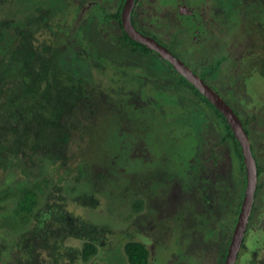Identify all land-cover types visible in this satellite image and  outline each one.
Instances as JSON below:
<instances>
[{
    "label": "rangeland",
    "instance_id": "374dc122",
    "mask_svg": "<svg viewBox=\"0 0 264 264\" xmlns=\"http://www.w3.org/2000/svg\"><path fill=\"white\" fill-rule=\"evenodd\" d=\"M93 1L0 0V143L5 147L0 151L7 158L0 163V191L38 185L34 211L44 212L23 221L15 212L16 197L0 202V264H130L125 245L132 241L147 247L149 264H220V248L229 242L237 222L234 203L238 202L229 203L226 209L231 211L216 217L217 236L206 233L210 226L203 225L190 233L192 218L201 219L200 213L196 215L201 194L191 180L194 171L188 163L196 154V129L182 120L166 121V107L161 110L156 102L168 107L172 98L163 96L160 101L150 93L140 94V85L129 88L132 71L123 60L113 63L109 58L115 54L109 41L118 30L108 13L116 5L105 3L106 13ZM226 27L223 24L218 31L224 32L225 52L232 58L214 71L233 89L231 102L239 111L256 118L259 134L250 139L264 164V0H244ZM24 37L37 52L33 69L42 76L34 96L25 91L20 69L26 57L20 51ZM229 45L232 49L227 51ZM219 51L216 56L221 57ZM203 54L199 47L190 57L200 60L201 71L207 72L213 64ZM6 66L15 72L3 80ZM55 78L67 86L80 84L85 95L64 117L69 138L60 150H52L51 157L33 149L37 127L33 121L28 129L27 121H32L29 108L34 103L41 100L45 109L49 107L43 91L45 82ZM173 89L186 99L193 97L186 87ZM206 113L203 120L211 128L209 134L218 135L224 129L222 120L210 108ZM204 139L208 141L204 153L210 155L206 166L214 169L210 140ZM22 141L27 145H17ZM229 149L227 144L219 148L221 163L229 161ZM63 213L77 228L101 231L97 254L89 261L81 257L88 238L71 233ZM252 222L236 264H264L262 195ZM178 256L186 263L178 262Z\"/></svg>",
    "mask_w": 264,
    "mask_h": 264
},
{
    "label": "trees",
    "instance_id": "16d2710c",
    "mask_svg": "<svg viewBox=\"0 0 264 264\" xmlns=\"http://www.w3.org/2000/svg\"><path fill=\"white\" fill-rule=\"evenodd\" d=\"M227 1H228L227 3L224 1L225 3L222 2L223 4H220L222 5L221 6L222 11H224V9L226 11L228 10V13H232L233 15L234 12L236 11L237 5H241L244 2L243 0H227ZM169 20L170 22H172L174 18L170 17ZM172 23H174V21ZM85 32L86 34H89L87 32V27ZM123 35L121 36L116 35L113 37V39L109 41L112 42L115 49L114 52L115 54L111 55L112 57L109 58H112L111 60L117 62L119 61V59L123 61L132 60V59L138 60L139 58H141V56L144 57V55H147L148 59H150L153 62V63H148L147 66L149 67L150 72L154 76H157L159 74V70L162 69L160 67L161 64L157 63L159 59L161 60V58H159L157 53L154 50H151L149 47H147V45L131 38L126 32H124ZM89 40L91 41V43L92 42L95 43V41H93L92 39ZM118 40L120 41L118 42ZM22 41L23 42L20 51L22 53H26L25 54L26 57H25V62L20 65V69L23 72L25 91H27L28 95L34 96L36 94V91L38 90L36 87V82L39 81L42 77L39 73L36 72V70L33 69L34 58L37 52L29 48L30 40L27 37L22 38ZM16 54L17 53L15 52L13 56L16 57L17 56ZM102 58H104V56ZM126 65L129 66V68L133 69L134 71L135 69L145 65V63H126ZM218 66L219 64H216L215 66L217 70H219ZM169 68L170 71H172L170 66ZM13 72H15V68H13L12 66L9 67L6 66L2 79L4 80L5 76L10 75ZM168 79L169 81L165 85L166 86L165 90H169L171 86H176L175 84H177L176 82H174L173 78L169 77ZM133 81L137 82V84H134L135 86L139 85L140 81L137 77L134 78ZM159 87L162 89L164 86H159ZM83 94L85 95V91L80 84L67 86L62 84L57 78H55L53 82H49V81L45 82L43 96L44 99L49 103V107L46 106L45 109V106L42 104V101L39 100L38 104L34 103L29 108V111L31 112L32 115V121L31 120L27 121V125L29 126L28 129L34 126L33 121H35V125L37 127L35 131V142L32 145L33 149L44 150L46 154L49 156H51L53 149H59V150L61 149V146L69 138V133L65 131L63 126V119L66 115L69 114L70 110L73 109V107L81 101V99L84 97ZM227 101L231 106L234 105L233 103H231L230 100ZM177 102L181 103L182 105L185 104L186 108H184L183 111V114L185 116L184 122L186 123V125L190 124L192 128L195 127L196 129L195 132H197L200 129V127H202V122H201L202 119L200 117L205 114L204 112H201L202 108L197 105L195 107L194 106L195 103L192 104L187 103L186 100L181 95H178ZM38 106H40L41 109H39ZM215 108H216L215 110L217 111V115L220 117V119L223 122L222 124L224 127L223 131H220L218 135L219 136L218 142L223 144L224 143L229 144V148H230L229 161H225V163H221L215 160L214 161L215 165L213 167L214 169L208 168V166H206L203 161L204 158L202 157V154L204 153L202 149L203 146L200 145L198 148H195L196 154H194V157L192 158L191 162H188L190 164L189 169L194 171L193 179L191 180H193L195 185H197L196 182L200 184V186L197 185V191L200 192L201 194L199 203L201 204V206L206 207L204 209V212L197 211L196 215L200 213V215L198 216H200L201 219L196 216L194 219V223H195L194 225H203L206 228L208 227V225H211L210 230L206 231V233H211L213 236H217L215 231L217 229L219 230V225H218L219 217L216 216L215 214L221 212L225 213V211H231V210H227L226 208L229 206V203L233 205V201H235L238 202V204L234 203V206L237 205L235 207L236 211L234 213L236 216H238L246 189V168H245V161H244V154L242 152V147L240 145V142L236 138L231 126L229 125L225 115L216 106ZM187 109H191L189 110L191 112L187 111ZM194 109L196 110L198 109V111L193 112ZM235 110L240 116V119L242 120L249 137H252L255 133L259 134L258 132L259 128H257L258 123L256 118H251V117L249 118L248 116L243 115L242 112L239 111L238 107L237 108L235 107ZM20 112H21L20 115H23L25 111L21 109ZM198 139L200 144H202V142L205 144L204 141L206 140L204 139L203 136L201 137L198 135ZM26 143L27 142L22 141L17 143V145L20 144L27 145ZM2 147L3 145L0 143V150L1 149L4 150L5 147L3 148ZM252 148L256 156L255 158L257 159L256 162L258 167L259 183H258V188L256 190V197H258V199L253 206V210L249 220V225L251 226L253 223L252 221L255 218V215L258 211L260 195L264 197V180L262 179V175L264 174L263 173L264 164L261 162L260 157L257 158L256 145H253ZM13 149H15V147ZM10 150H12V148ZM5 156L6 155H4V151H0V163H3L7 159ZM218 165H221L223 167L222 170L219 171L218 169H216L215 166ZM182 176H184L185 178L187 177L186 174H183ZM211 184H213V186H211ZM37 188L38 185H34L33 187H28L26 185H19L15 188H10L7 190L2 189L0 191V202L10 197H16L18 199L17 201L18 210H16L15 212L18 215H21L22 217L21 219L23 221L25 220L29 221L30 215H34V214L40 217L42 216V214H44V212L42 211L43 209L39 208L37 212L34 211L35 210L34 205L36 204V200L38 198L39 188L38 189ZM187 188L190 187H186L185 189ZM223 196L225 197V199ZM84 197H85V201H87L88 200L87 195H84ZM135 207L136 209L141 208L140 201H137L135 203ZM61 217L65 219L69 225H71L72 227L70 231L71 233L76 234L77 237L80 238H84V237L88 238V241L84 244V247L81 251V257L85 261H89L93 255L97 254V249H98L97 243L101 239L99 237L101 231L96 229L87 231L86 230L87 227L77 228L73 226L71 222V218H69L68 215L63 213ZM102 230H104V228H102ZM229 244L230 243L228 242L226 246H224L222 249L220 248V251L222 253V258H220V264H223L226 260ZM204 247L208 248V244L206 243V246ZM125 251L130 264H149V256H150L149 250L143 243L137 241L129 242L125 245ZM183 262L186 263V260L184 259Z\"/></svg>",
    "mask_w": 264,
    "mask_h": 264
},
{
    "label": "flooded vegetation",
    "instance_id": "af4514ba",
    "mask_svg": "<svg viewBox=\"0 0 264 264\" xmlns=\"http://www.w3.org/2000/svg\"><path fill=\"white\" fill-rule=\"evenodd\" d=\"M173 1H174L173 5H169L170 0H135L134 6H133V9L131 12V21H132L134 27L138 31L143 33L144 35L150 36V37L154 38L155 40H157L160 44L164 45L176 57L181 59L188 67H190L194 73H196L198 76H200L205 81V83H207L209 86L214 88L215 91L218 92L220 94V96H222L226 100V102H228L227 100L231 101V97L233 96L234 91L232 89H230L229 87H226V83H224L223 81H220V76H218L214 71L217 69L215 67L216 64H219L218 67L220 69L221 63H224L229 58H232V55L230 57L229 52H225L226 51V48H225L226 38L223 36L224 32L218 31L221 26L223 27V24H224V28L228 29V27H226V25H227L228 21L232 19V15H233L232 13H228V10L226 11L224 9V11H222V8H221L222 5H220V4L225 3L224 2L225 0H200V1L173 0ZM93 2H94L95 7L100 8V10H103L104 12H106L105 8L107 6V4H105V3H114L116 5L114 10H111V12L109 11V13H108V10L106 12L109 15L108 19L110 20V22H112L113 28L118 30L117 35L121 36L124 34V32L127 33V31L124 27V24H123V13H124V9H125L127 0H94ZM89 4H91V2H89ZM170 4H172V3H170ZM165 6H167V7L165 8ZM162 7H164L166 9L165 12H163ZM173 11H175V12H173ZM169 16L171 18H174V20H173L174 23H172L173 21L170 22ZM105 26L107 28L108 25H105ZM107 31H109V29ZM190 37H192V38H190ZM119 41L120 40H118V42ZM205 45H207V48L204 47ZM199 47H200V53L204 52L203 55L205 57L206 62L213 64V67L209 68V70L207 72L201 71V67L203 66V64H200V63H202V62H200V60L195 59L193 57H190V52L194 51V53H195L196 49H198ZM190 49H193V50H190ZM206 49H208L211 54L206 53L205 52ZM231 49H232V47L229 45L227 51H229ZM151 50H153V49H151ZM217 51H219L218 54L221 55V57L216 56ZM155 52L157 53L159 58H161V60L159 59L160 63H163L166 67L170 66L171 70L173 72L170 71V68L169 69L168 68H162L161 70H159V74L157 76H154L150 72L149 67L147 66L148 63H153V62L150 59H148L147 55H144V57L141 56V58H139L138 60L132 59V60L123 61V63H124L123 66H127L126 63H145V65L141 66L140 68L135 69L134 72H133V69H129L132 71V76L129 78V84L127 83L129 85V88L132 89L133 86H135L133 83L134 81H132V80L137 77L140 81V82L138 81L140 88L142 89L140 94L141 93H144V94L150 93L149 96H151L153 98L154 97L159 98L160 101H163V98H162L163 96H166V98H168V99L172 98L173 103H169L168 107L166 106V103L161 104V103L156 102V104L161 107V110L163 109V107H166V109L164 108L165 111L163 110V113L165 112V114H166V115L165 114L164 115H165L167 122L182 120L183 123L186 124L184 122L185 116L183 114L184 108H186V106H185V104L182 105L181 103L177 102L178 101V95H180V94L175 93V91L173 89V88H176V90L177 89L181 90V89H183V87L186 86V88H187L186 91L189 92V94L192 93L193 97H190L188 99H186L185 96L184 97L182 96V97L186 100L187 103H195L194 104L195 107H196V105L201 107L202 108L201 112L205 113L203 116L200 117L202 119L201 120L202 127H200V129L197 132H195L196 138L198 139V135H199L201 137L205 136L206 139H209L210 140L209 141L210 142L209 143V151H211V157H212L213 165H215V162H214L215 160L217 162H221L220 161V155H219L218 151H219V148L221 147V145L223 143L218 142V139H219L218 135L219 134L218 135H210L209 134L208 130L210 127L207 124L206 119L203 120L204 116L207 115L206 112H207L208 108H210L211 111H213V114L214 113L216 114L217 118L219 117L217 115V111L215 110L216 108H215L214 103L208 97H206L204 94H202L180 72H178L176 70V68L170 64V62H168L166 59H164L157 51H155ZM98 56L101 59L100 54H98ZM112 62L113 63H121V60H119L117 62L112 60ZM206 62H204V64ZM109 63H111V60ZM157 63H158V61H157ZM127 67H129V66H127ZM169 77L173 78L174 82H176L179 85L175 84L176 86H171L170 89L168 88L169 90H165V87H166L165 85L168 83ZM185 81H186V83H185ZM131 82H132V84H131ZM135 84H137L136 81H135ZM130 85H132V86L130 87ZM159 86H164V87L161 89ZM131 94H133L132 96H134V97L136 96V95H134V92H132ZM151 100L152 99H150V101ZM197 100L200 102H197ZM231 103H233V102H231ZM234 106L236 108L238 106H237V104L236 105L234 104L233 106H231L234 109V111L236 112ZM189 110H191V109H187V111H189ZM194 111H198V109L197 110L194 109L193 112ZM236 114L238 115L237 112H236ZM239 118H240V116H239ZM250 141H251V139H250ZM197 142H198V144L195 145V147L198 148L200 145H202L203 146V148H202L203 152H205L204 146L208 141H204L205 144L203 142H202V144H200L199 139H198ZM224 144L229 145L228 143H224ZM251 145L252 146L255 145L253 140L251 142ZM252 150H253V148H252ZM256 150H257V148H256ZM229 152H230V149H229ZM242 152H243V150H242ZM253 154L255 156L254 151H253ZM256 155H257V158L260 157L257 154V152H256ZM207 156L208 155H206L205 153L202 154V157L204 158L203 161H204L205 165L209 164V163H206V159H208V157L210 155L208 157ZM244 161H245V159H244ZM215 167L219 171L222 170V168H223L221 165H218ZM245 168H246V164H245ZM196 183H197V185L200 186V184H198V182H196ZM258 183H259V177H258ZM258 183H257V188H258ZM246 184H247V172H246ZM244 195H245V193H244ZM178 196H180V194H178ZM224 199H225V197H224ZM257 199H258V197H255L254 204L257 202ZM243 200H244V198H243ZM242 204H243V201H242ZM197 206L199 208V210H197V211L202 210V212H204V209L206 208L205 206H201L200 203L197 204ZM241 207H242V205H241ZM240 211H241V208H240ZM240 211H239V214H240ZM193 214H194V212H193ZM239 214L237 216V221L239 218ZM215 215L219 217L220 213L215 214ZM194 219H195V217L192 218L193 222H191V224H190V226H192L191 228H189L190 229L189 231H191L190 233H192L194 231V228L197 227L196 225H194L195 224ZM236 225H237V222L235 224V227H236ZM248 225H249V223H248ZM208 226H211V225H208ZM235 227L233 226L234 229H233L232 235L230 236L229 243H231V240H232V237H233V234L235 231ZM248 229H249V227H247V231H248ZM247 231H246V233H247ZM245 240H246V234L244 237V241ZM244 241H243V244H244ZM243 244H242V246H243ZM198 245L201 246L200 243H198ZM229 246H230V244H229ZM228 249H229V247H228ZM227 254H228V252H227ZM177 258H178L177 259L178 262L183 263L184 258H181L179 256ZM253 264H255V263H253Z\"/></svg>",
    "mask_w": 264,
    "mask_h": 264
},
{
    "label": "water",
    "instance_id": "95a60500",
    "mask_svg": "<svg viewBox=\"0 0 264 264\" xmlns=\"http://www.w3.org/2000/svg\"><path fill=\"white\" fill-rule=\"evenodd\" d=\"M135 0H127L124 13L123 24L127 33L136 41H139L151 49L157 51L164 59H166L172 66L176 68L187 80H189L202 94L208 97L216 107L225 115L229 125L231 126L236 138L240 142L243 150L246 172L247 184L244 195L243 204L235 227V231L228 249V254L224 264H236L240 249L242 247L244 237L247 231L250 216L253 210L254 201L256 197L257 183H258V167L256 158L253 154L251 141L245 129V126L234 109L226 100L220 96L214 88L209 86L205 81L198 76L193 70L188 67L181 59L176 57L169 49L160 44L154 38L144 35L138 31L132 21L131 12Z\"/></svg>",
    "mask_w": 264,
    "mask_h": 264
}]
</instances>
